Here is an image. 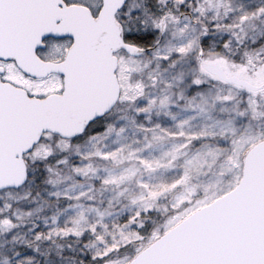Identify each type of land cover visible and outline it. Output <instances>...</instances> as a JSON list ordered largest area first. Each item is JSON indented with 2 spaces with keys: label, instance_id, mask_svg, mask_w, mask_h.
I'll use <instances>...</instances> for the list:
<instances>
[{
  "label": "snow or ice",
  "instance_id": "obj_1",
  "mask_svg": "<svg viewBox=\"0 0 264 264\" xmlns=\"http://www.w3.org/2000/svg\"><path fill=\"white\" fill-rule=\"evenodd\" d=\"M205 3L210 5V0H0V144L11 129L50 120L58 111L73 108L83 98L93 77L90 28L99 26L94 22H104L102 14L106 9L108 23L120 41L118 51L112 52L119 63L113 76L123 75L121 70L126 62L138 58L146 61L145 68L155 62L157 69L163 66L167 71L178 69L192 57L202 73L204 65L211 63L212 55L220 49L229 53L234 46L241 47L242 38L232 30L237 25L212 23L208 27L205 14L209 9ZM81 9L87 10L90 21L79 17L77 10ZM188 12L194 15L189 17ZM248 15L245 11L239 13L240 32L244 31ZM251 15L264 19V7ZM221 27L229 31L214 42ZM149 80L167 84L151 75ZM191 83L199 87L201 80L193 78ZM102 120L103 114L93 117L82 133L74 138L69 134L63 149L70 148L73 139L83 140ZM64 139L43 129L36 144L21 158L33 171L53 160L65 163L62 154L58 156L52 151ZM257 140L264 142V136L254 138L252 143ZM228 157L236 167L225 180L234 178V182L227 189H218L211 198L198 195L183 200L178 208L173 205L162 230L156 228L154 213L159 200L167 198V192H142L130 198L129 212L122 224L113 226L119 237L114 231L112 239L105 240L99 227H81L79 220L73 222L74 227L60 229L55 217L51 223L45 218L28 228L29 244L6 245L5 264H56L49 259L52 253L48 249L56 241L68 238L79 247L69 244L58 248L60 264H116L121 256L126 264H264V179L250 196L241 183L243 159L232 151ZM119 179L125 177L120 174ZM190 180L186 170L166 187L178 190ZM110 182L113 181L103 180L105 185ZM138 185L152 187L142 179ZM123 195L117 192V199ZM3 208L0 202V209ZM0 219H4L2 215ZM4 223L9 221L4 219ZM178 245L173 256L142 260L146 247Z\"/></svg>",
  "mask_w": 264,
  "mask_h": 264
},
{
  "label": "rangeland",
  "instance_id": "obj_2",
  "mask_svg": "<svg viewBox=\"0 0 264 264\" xmlns=\"http://www.w3.org/2000/svg\"><path fill=\"white\" fill-rule=\"evenodd\" d=\"M204 6L209 9L205 14L209 28L212 23L237 25L232 30L242 38L241 47L234 46L230 54L220 49L212 55L211 62L262 88L250 91L222 84L206 72L201 73L192 57L178 69L167 71L163 66L157 69L155 62L145 68L146 61L141 58L127 61L121 70L123 75L117 73L121 92L114 109L83 140L73 139L68 149H63L67 140H62L52 149L66 162L53 160L35 167L34 179L17 189L0 190V202L4 204L0 215L9 221L5 224L0 219V264H5L7 244L30 243L28 228L34 221L49 218L51 223L55 217L57 227L66 229L79 220L81 227L95 225L105 240H111L114 231L119 237L113 226L122 224L131 197L148 191L167 192L154 213L156 228L162 230L173 205L178 208L183 200L198 195L211 198L218 189H227L234 182V178L225 180L236 167L228 157L229 151L241 158L254 138L264 136V19L251 15L264 7V0H210V5ZM242 11L249 15L240 32ZM228 31L221 27L214 42ZM150 75L172 86L150 81ZM193 78L201 80L199 87L192 85ZM186 170L191 175L186 186L178 190L166 187ZM120 174L124 180L119 179ZM39 178L41 183L36 187L34 183ZM106 178L113 182L103 184ZM141 179L151 189L140 187ZM117 192L124 195L117 199ZM69 244L79 247L71 238L58 240L48 249L52 253L49 259L60 264L57 250ZM125 262L121 256L116 264Z\"/></svg>",
  "mask_w": 264,
  "mask_h": 264
},
{
  "label": "water",
  "instance_id": "obj_3",
  "mask_svg": "<svg viewBox=\"0 0 264 264\" xmlns=\"http://www.w3.org/2000/svg\"><path fill=\"white\" fill-rule=\"evenodd\" d=\"M85 21H90L87 10H77ZM102 24L90 28L94 46L93 77L83 98L71 109H62L50 120L32 124L25 128H13L6 139L0 144V190L21 187L27 179V168L21 154L32 148L39 140L42 130L48 129L51 134L74 138L82 133L93 117L107 114L116 103L119 96L117 77L113 70L117 67V59L113 51L120 47L119 38L114 34L112 25L108 23V11L102 14ZM203 70L218 80L236 87L256 91L261 85H254L245 78L227 74L225 68L218 63H208ZM244 171L241 183L251 196L264 179V142L258 141L245 154ZM176 248H147L142 254V260H153L170 257L176 254Z\"/></svg>",
  "mask_w": 264,
  "mask_h": 264
},
{
  "label": "trees",
  "instance_id": "obj_4",
  "mask_svg": "<svg viewBox=\"0 0 264 264\" xmlns=\"http://www.w3.org/2000/svg\"><path fill=\"white\" fill-rule=\"evenodd\" d=\"M262 35H263V41H264V31H263V33H262ZM262 54H264V52H262ZM140 58H138V59H136V60H134V61H137V60H139ZM223 84V83H222ZM258 141V140H257ZM254 143H251L249 146H247V148L244 150V153L253 145ZM241 158L243 159V155H241ZM26 166H27V171H28V173H29V175H28V178H27V181L29 180V179H32V177H33V173H32V171H33V169H32V166L31 165H27L26 164ZM42 170V169H41ZM40 175H41V173H40ZM26 181V182H27ZM40 183H41V179L39 178V180L36 182V183H34L35 184V186L37 187V186H40ZM124 264H126V262L124 263Z\"/></svg>",
  "mask_w": 264,
  "mask_h": 264
},
{
  "label": "flooded vegetation",
  "instance_id": "obj_5",
  "mask_svg": "<svg viewBox=\"0 0 264 264\" xmlns=\"http://www.w3.org/2000/svg\"><path fill=\"white\" fill-rule=\"evenodd\" d=\"M119 67V63H118V61H117V68ZM117 76V81H118V84H119V87L121 88V86H120V78H119V76H118V74L116 75ZM116 106V105H115ZM114 109V108H113Z\"/></svg>",
  "mask_w": 264,
  "mask_h": 264
}]
</instances>
